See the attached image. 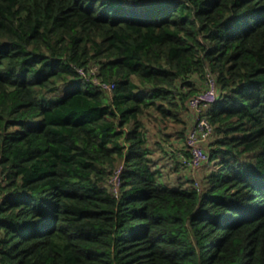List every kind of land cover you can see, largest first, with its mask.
<instances>
[{
	"label": "trees",
	"instance_id": "16d2710c",
	"mask_svg": "<svg viewBox=\"0 0 264 264\" xmlns=\"http://www.w3.org/2000/svg\"><path fill=\"white\" fill-rule=\"evenodd\" d=\"M208 72L220 161L165 186L142 118ZM1 197L0 264H264V0H0Z\"/></svg>",
	"mask_w": 264,
	"mask_h": 264
},
{
	"label": "rangeland",
	"instance_id": "374dc122",
	"mask_svg": "<svg viewBox=\"0 0 264 264\" xmlns=\"http://www.w3.org/2000/svg\"><path fill=\"white\" fill-rule=\"evenodd\" d=\"M70 84L71 83H67L63 85L65 89L60 90L59 95L62 94ZM195 86L197 88L196 92L204 90L206 88L205 78H196ZM142 119L147 129L146 135L148 136V141L146 146L148 147L149 157L152 161L151 166L157 172L158 181L172 184L171 186H178L187 181L196 179L195 181L197 182H204L207 184V182H205L206 173L216 170L215 166L220 161V158L209 161L202 167L197 168H190L183 163L184 158L189 154L186 146V136L189 129L194 124V117L191 110L187 107L185 110L180 111L176 119L170 117L164 119L160 115L154 113L153 110H150ZM220 136L221 135H217L213 130L209 139L204 141L203 147L204 149L206 148L207 151H205L208 152V155H210L211 151L214 149H218L217 141L220 139ZM122 162L121 160L118 164ZM175 177H177L176 183L174 182Z\"/></svg>",
	"mask_w": 264,
	"mask_h": 264
},
{
	"label": "built area",
	"instance_id": "2783aa9c",
	"mask_svg": "<svg viewBox=\"0 0 264 264\" xmlns=\"http://www.w3.org/2000/svg\"><path fill=\"white\" fill-rule=\"evenodd\" d=\"M77 72L85 82L92 83L99 90L112 96L115 84L99 76V66L97 64L92 65L88 69L79 67ZM205 83L206 88L195 93L185 103L186 108L188 107L191 110L194 117V124L186 136V146L189 155L183 160V163L190 168L202 167L209 162V155L206 152V148L204 149L203 143L212 135L214 128L206 116V110L217 101L218 87L214 75L210 72L206 75ZM124 170L125 165L122 162L116 165L112 171L108 186L110 191L116 196L121 192V175Z\"/></svg>",
	"mask_w": 264,
	"mask_h": 264
},
{
	"label": "crops",
	"instance_id": "0c3cea01",
	"mask_svg": "<svg viewBox=\"0 0 264 264\" xmlns=\"http://www.w3.org/2000/svg\"><path fill=\"white\" fill-rule=\"evenodd\" d=\"M143 92V91H142ZM146 137H147V141H148V136L146 135ZM147 144V143H146ZM148 148V147H147ZM163 162H165V161H163ZM163 162H162V164H163ZM166 162H168V161H166ZM151 163H152V161H151ZM206 175L208 176V173H206ZM177 180V177H175V180H174V182ZM161 184H163V185H165V186H168V187H176L175 185H173V186H171L172 184H167V183H165V182H161V181H159ZM167 182V181H166ZM176 183V182H175Z\"/></svg>",
	"mask_w": 264,
	"mask_h": 264
},
{
	"label": "clouds",
	"instance_id": "9594fccd",
	"mask_svg": "<svg viewBox=\"0 0 264 264\" xmlns=\"http://www.w3.org/2000/svg\"><path fill=\"white\" fill-rule=\"evenodd\" d=\"M82 79V78H81ZM83 80V79H82ZM83 82H85L84 80H83ZM4 199V197H1L0 198V202H2V200Z\"/></svg>",
	"mask_w": 264,
	"mask_h": 264
}]
</instances>
